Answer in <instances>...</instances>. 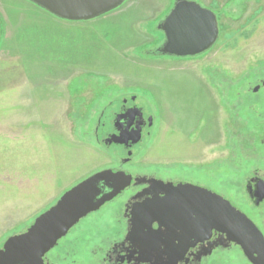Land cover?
Returning <instances> with one entry per match:
<instances>
[{
    "label": "rangeland",
    "instance_id": "374dc122",
    "mask_svg": "<svg viewBox=\"0 0 264 264\" xmlns=\"http://www.w3.org/2000/svg\"><path fill=\"white\" fill-rule=\"evenodd\" d=\"M173 1L125 0L72 21L0 0V248L71 186L128 157L95 128L132 95L156 121L127 166L199 168L204 184L264 224V202L252 209L245 192L246 177H264V89L246 86L264 79V0H195L216 13L219 35L184 58L155 54ZM17 88L26 107L7 109Z\"/></svg>",
    "mask_w": 264,
    "mask_h": 264
},
{
    "label": "flooded vegetation",
    "instance_id": "af4514ba",
    "mask_svg": "<svg viewBox=\"0 0 264 264\" xmlns=\"http://www.w3.org/2000/svg\"><path fill=\"white\" fill-rule=\"evenodd\" d=\"M246 86L247 90L257 93L264 89V79H254ZM135 100V95L130 99L122 98L120 103L114 104L116 106L107 122L100 117L95 128L96 138L99 129L104 132L102 140L106 145L121 147L127 155L130 152L116 166H111L129 174L127 185L73 225L45 253L43 264H253L241 246L228 240L225 233L215 228L204 231L203 215L199 209L203 197L200 198L198 188L204 187L225 196L204 184L201 169L162 173L138 171L127 166L131 149L145 136L151 135L156 121L153 113L145 114ZM131 108L139 111L132 114L128 111ZM125 113L119 121L118 117ZM125 127H128L126 143L106 141L112 134L124 131ZM137 127L140 138L132 144L135 135L130 132ZM261 177L254 172L245 178V192L252 209L259 208L264 202L263 198L255 204L253 197L257 181L252 179L260 178L264 182V177ZM230 203L235 205L232 201ZM235 206L253 221L264 237V224L256 222L248 212ZM258 214L260 216L262 212Z\"/></svg>",
    "mask_w": 264,
    "mask_h": 264
},
{
    "label": "water",
    "instance_id": "95a60500",
    "mask_svg": "<svg viewBox=\"0 0 264 264\" xmlns=\"http://www.w3.org/2000/svg\"><path fill=\"white\" fill-rule=\"evenodd\" d=\"M52 15L66 20H89L106 14L125 0H28ZM163 41L156 54L172 57H192L208 51L219 35L215 12L195 0H174L159 24ZM133 114L138 108L128 109ZM126 115L119 116V121ZM112 134L106 141L126 143L125 131ZM137 127L130 134L132 144L139 138ZM130 152H128V155ZM257 183L253 197L259 204L264 198V182ZM129 174L121 169L108 167L85 177L64 191L48 209L40 213L23 232L10 235L0 248V264H43V256L81 218L97 210L117 195L128 183ZM180 184V183H177ZM182 184V183H181ZM200 212L203 229L215 228L226 234L228 240L241 246L253 264H264V237L261 231L241 211L223 196L200 187ZM254 253L257 256H254Z\"/></svg>",
    "mask_w": 264,
    "mask_h": 264
},
{
    "label": "crops",
    "instance_id": "0c3cea01",
    "mask_svg": "<svg viewBox=\"0 0 264 264\" xmlns=\"http://www.w3.org/2000/svg\"><path fill=\"white\" fill-rule=\"evenodd\" d=\"M21 82H22V79H21ZM19 84H21V83H18L17 85H19ZM21 93H22V91H21L20 88H17L16 91H12L11 90V95H9L7 93V109H10V110L11 109L12 110L13 109H15V110H17V109H21V110L25 109L26 105L24 104L25 102L22 100V94ZM4 134H6V137H7V129H5ZM14 140H17V139H14ZM17 141L20 142V140H17Z\"/></svg>",
    "mask_w": 264,
    "mask_h": 264
}]
</instances>
